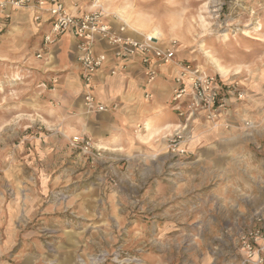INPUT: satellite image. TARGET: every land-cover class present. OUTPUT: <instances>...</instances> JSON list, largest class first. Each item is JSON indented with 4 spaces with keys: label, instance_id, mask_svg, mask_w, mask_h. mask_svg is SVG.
<instances>
[{
    "label": "rangeland",
    "instance_id": "1",
    "mask_svg": "<svg viewBox=\"0 0 264 264\" xmlns=\"http://www.w3.org/2000/svg\"><path fill=\"white\" fill-rule=\"evenodd\" d=\"M87 3L120 25L128 22L107 6L124 9L146 25L145 38L158 30V45L180 49L179 60L263 96L264 116V0ZM7 34L0 33V49L11 53L0 58V192L7 208L1 264H241L242 238L264 211V167L252 147L247 160L237 150L223 152L239 142L222 133L252 132L254 118L227 124L229 113L212 122L200 110L186 119L173 108L171 122L148 141L143 131L137 142L121 143L84 134L91 150L75 147L76 134L46 128V80L16 60L13 46L2 43ZM29 42L25 58L36 55ZM217 63L229 69L226 78Z\"/></svg>",
    "mask_w": 264,
    "mask_h": 264
},
{
    "label": "crops",
    "instance_id": "2",
    "mask_svg": "<svg viewBox=\"0 0 264 264\" xmlns=\"http://www.w3.org/2000/svg\"><path fill=\"white\" fill-rule=\"evenodd\" d=\"M62 1L74 12H84L91 8L87 0ZM107 7L113 13L115 11L120 13L122 19L128 22L124 31L126 35L142 39L148 34L144 31L146 25L137 21L139 19L128 17L126 13L124 14L126 12L124 9L110 4ZM118 19L114 16L108 18L114 29L120 26ZM10 21L9 25L0 21V33L4 29L9 32L2 38V43L8 42L7 48L13 46V56L16 60L33 66L30 71L37 80H40L39 76L46 80L47 87L44 88L46 93L41 100L46 107V128L52 131V134H86L95 138L105 136L108 139L107 142L115 140L116 143H121L128 139L137 142L138 132L143 131V140L148 141L159 129L161 130L163 124L171 122L169 117L175 113L173 91L178 71V67L173 63L158 66L157 77L149 82L145 67L137 58L116 56L117 46L108 45L103 41L98 42L97 50L106 51L110 61L106 67L95 74L93 91L96 100L104 104L107 109L89 112L84 101V82L78 63L76 39L70 33H64L45 49L41 58L36 57L35 54L25 58L26 47L30 48V44L26 46L27 40L30 39L29 43L33 45L37 53L41 47L43 34L49 29V25L35 21L33 13L26 9L17 10ZM179 51H176L178 58H180ZM9 57H11L10 52L0 49L1 59ZM112 68L117 69L116 74L111 73ZM219 80L222 91L225 92L229 82L221 77ZM38 86V92H40L39 89L42 88L40 84ZM240 89L245 94L241 99L235 94H228L231 115L227 118L229 121L227 122L239 123L241 118L244 120L251 117L258 125L252 132L234 128L223 131V140L237 138L239 142L236 148L228 145L223 148V152L237 150L242 152L247 160L246 156L252 152V147L256 152V164L263 168L264 116L260 113L263 96L254 93L251 89L248 92L241 87ZM35 94L38 95L37 92ZM249 142L253 146L248 145ZM2 195L0 192V249L4 253L7 208ZM1 261L0 257V264Z\"/></svg>",
    "mask_w": 264,
    "mask_h": 264
},
{
    "label": "built area",
    "instance_id": "3",
    "mask_svg": "<svg viewBox=\"0 0 264 264\" xmlns=\"http://www.w3.org/2000/svg\"><path fill=\"white\" fill-rule=\"evenodd\" d=\"M19 9L31 11L35 21L49 25V29L43 34L37 57L41 58L45 49L64 33H70L76 39L78 63L84 82V101L89 112L107 109L96 100L93 91L95 74L110 61L106 51L97 50V43L100 41L117 46L116 56L137 58L144 65L149 82L157 77L158 66L172 63L176 65L178 71L173 91L174 108L179 110L180 115H185L186 119L203 110L209 121L216 122L222 115L230 113L228 94H235L239 99L245 96L236 82L227 84L226 91L223 92L217 74L193 61L179 60L173 45H158L157 38L137 39L126 35L125 24L114 29L108 20L110 14L102 8L74 12L62 0H0V21L9 22ZM111 73L116 74L117 69L112 68ZM41 86L46 87V82L41 83ZM262 111L264 114V102ZM253 124L246 121V125ZM178 139H181L180 133L175 134L172 145L179 149ZM72 144L84 150H91L93 146L91 139L84 134L73 136ZM256 217V227L247 231L242 238L241 264H264V211L258 212Z\"/></svg>",
    "mask_w": 264,
    "mask_h": 264
},
{
    "label": "bare ground",
    "instance_id": "4",
    "mask_svg": "<svg viewBox=\"0 0 264 264\" xmlns=\"http://www.w3.org/2000/svg\"><path fill=\"white\" fill-rule=\"evenodd\" d=\"M98 2H99V0H98ZM161 36H162V33L160 31L156 30V31L152 32L150 35H148L147 37L148 38H157V37H161ZM217 65H218V69H219L220 73L222 74V76L224 78H226L229 75V69L222 66L219 63H217Z\"/></svg>",
    "mask_w": 264,
    "mask_h": 264
}]
</instances>
